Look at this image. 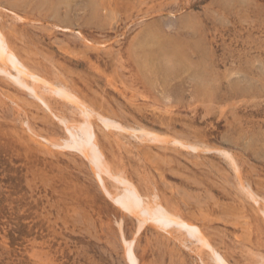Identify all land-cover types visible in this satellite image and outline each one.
I'll use <instances>...</instances> for the list:
<instances>
[{"label":"rangeland","instance_id":"rangeland-1","mask_svg":"<svg viewBox=\"0 0 264 264\" xmlns=\"http://www.w3.org/2000/svg\"><path fill=\"white\" fill-rule=\"evenodd\" d=\"M0 30L89 109L113 173L230 264H264V0H0ZM15 78L0 60V264H129L139 221L76 146L80 108ZM135 251L140 264H217L187 231L153 224Z\"/></svg>","mask_w":264,"mask_h":264},{"label":"bare ground","instance_id":"bare-ground-1","mask_svg":"<svg viewBox=\"0 0 264 264\" xmlns=\"http://www.w3.org/2000/svg\"><path fill=\"white\" fill-rule=\"evenodd\" d=\"M0 60L3 66H6L7 68H9V70L11 68L15 71V80H17L20 85L29 89L45 105H47V103L43 99V97L39 95L36 88L37 84H44L49 89L55 91L57 95L67 99L71 104H74L80 108L84 120L82 123H79V125H72L77 127L82 135L79 145L76 146L85 156V158L89 160V162L93 165L94 172L97 176L98 174L99 177L101 174L106 175L111 179H114L119 184V186L121 187V189H119V193L114 195L107 192L109 198L114 201L122 211H124L128 215L130 214L131 216H136L139 221V228L135 233V237L130 241H128L126 238H123L125 244V255L129 264H140L139 258L135 251V245L136 239L141 235V231L143 230L145 224H153L163 232H169L173 229H178L179 231H187V233H189V235H191L194 240L201 244L203 248L205 247L210 251L217 264H230L208 242L207 238L204 236L201 229L197 225L188 222L177 214H174V211L171 212V209H167L168 207H165L161 204L153 207L151 204L152 202H147V200H144L142 194L131 181H127L126 179H123L119 177V175L113 173L97 142V136L95 134V129L92 123V115L89 109L80 102V99L75 94L71 93L68 89L64 87L57 88L56 86L49 85L47 81L43 80L42 77L38 76L29 68H27L25 64H23V62L19 59V57L13 52L11 46L7 41V38L4 36L1 30ZM27 79H31L32 84H29V81H27ZM143 131L148 135H154V137H157V135L151 132L145 130Z\"/></svg>","mask_w":264,"mask_h":264}]
</instances>
